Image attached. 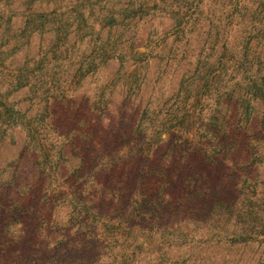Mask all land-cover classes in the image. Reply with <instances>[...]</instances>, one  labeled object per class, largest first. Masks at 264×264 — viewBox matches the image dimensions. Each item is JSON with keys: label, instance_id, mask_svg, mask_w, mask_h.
Returning <instances> with one entry per match:
<instances>
[{"label": "rangeland", "instance_id": "374dc122", "mask_svg": "<svg viewBox=\"0 0 264 264\" xmlns=\"http://www.w3.org/2000/svg\"><path fill=\"white\" fill-rule=\"evenodd\" d=\"M84 1L0 0V205L6 202L11 208L22 205L27 209L24 219H7L15 223L13 233L23 232L27 238L72 235L78 227L77 215L84 214L92 203L97 212L87 221L100 223L102 217H113V206L99 199V190L110 188L116 178L123 179L128 168V178L121 185L135 191L143 159L135 157L118 169L105 167L97 180L86 175L81 179L76 171L92 159L90 165L98 167L119 157L127 142L137 137L134 134L143 110L155 112L157 126L165 120L180 124L191 109L181 81L195 68L204 29L199 26L190 41L165 35L174 25L165 11H176L181 5L173 0H150L158 4L160 12L152 20L137 23L127 34L129 39L136 31L124 47L133 43L145 53L144 64L130 66L125 72L120 61L112 59L91 74L87 65L95 44L108 36L115 39L124 27L109 34L108 28L95 24L100 40L91 38L90 23L99 10L98 6L91 10ZM161 1L171 6L163 10ZM247 1L246 8L255 18L233 27L232 45L240 49L244 35L251 30L255 35L252 52L264 58V0ZM113 4L117 9L122 1ZM208 4L217 25L222 24V14L242 11L240 6L228 5V0ZM169 49L175 50L171 53L175 58L167 60ZM19 77H27L29 85L14 90ZM209 97V108L214 111L215 97ZM234 107L232 102L222 106L223 114L231 115ZM253 107L251 131L263 132L259 153L231 155L225 160V174H214L223 205L210 219L193 223L178 218L180 228L172 235L170 231L162 235L172 247L154 243L153 250L169 264H264V102ZM172 140L163 135L149 151L150 158L156 161L165 156ZM75 141L78 147L71 146ZM74 193L83 199L81 204ZM228 196L233 206H224L232 203ZM130 239L129 252H138L140 240L135 235Z\"/></svg>", "mask_w": 264, "mask_h": 264}, {"label": "trees", "instance_id": "16d2710c", "mask_svg": "<svg viewBox=\"0 0 264 264\" xmlns=\"http://www.w3.org/2000/svg\"><path fill=\"white\" fill-rule=\"evenodd\" d=\"M117 1H122L117 9H114V0L84 1L91 10L95 6L99 10V15L90 23L88 36L91 38L100 40L95 24L100 29L108 28L109 34L118 26L124 27L115 39L108 36L95 44L91 53L93 58L87 65L88 73L94 74L112 59H118L125 72L130 66H140L146 60L145 53L135 49L133 43L127 49L124 46L137 34L132 32L128 39L127 34L133 26L154 19L160 12L158 4H151L150 0ZM173 1L181 6L176 11H165L164 14L174 20L173 27L165 32L166 36L177 39L181 36L190 41L196 37L198 28L204 29L195 68L181 81L185 87L183 92L187 94L186 102L191 108L183 122L175 125L177 122L173 124L165 120L157 127L154 125L155 112L147 108L141 113L134 134L137 137L127 142L126 150L119 157L98 167L90 165L94 161L92 159L87 161L83 170L76 171L81 179L86 175L97 180L105 167L118 169L130 159H143L135 191L130 192L128 187L121 185L124 178H128V168L124 180L116 178L110 188L99 190V199L102 202L108 200L114 211L113 217H102L100 223L86 220L95 217L97 212L95 203H92L86 206L84 214L77 215L78 227L72 235H61L57 239L27 238L23 232L13 233L11 226L15 223L7 222L8 218H23L27 209L22 205L11 208L6 202L1 204L0 264H169L162 254H157L158 250H153L154 243L162 248L172 247L169 242L165 244L162 235L164 231H170L169 235H172L180 228L182 221H177L178 218H189L193 223L210 219L223 205L215 188L214 174H225L228 169L225 160L231 155L254 156L259 153L258 142L262 141L263 132L257 135L251 131L250 125L254 103L264 102V58L252 52L253 31L246 32L240 49L233 47L230 36L233 27L242 22H252L255 18V14L246 8L248 1L228 0V5L240 6L242 11L222 14L223 22L219 25L215 14L209 12L208 2L214 0ZM161 4L163 10L171 6L164 1ZM204 6L208 7L205 11ZM116 14L119 20L115 18ZM166 36L162 37L163 41ZM172 52L175 50L169 49L167 60L175 58ZM28 85L27 77H19L13 87L19 90ZM212 95L216 103L214 111L208 102ZM229 102L235 107L234 112L227 116L223 114L222 106ZM11 113L16 114L14 109ZM163 135L173 139L171 145L165 156L152 160L149 151ZM71 146L78 147L79 143L72 142ZM74 196L81 204L83 199L76 193ZM228 202H232L230 198ZM231 205L234 203H224L227 207ZM171 222H176V229ZM134 235L140 240L135 250L138 252H129V240Z\"/></svg>", "mask_w": 264, "mask_h": 264}]
</instances>
